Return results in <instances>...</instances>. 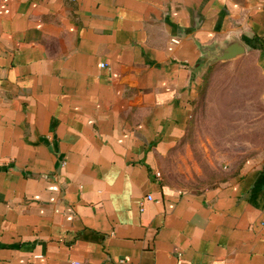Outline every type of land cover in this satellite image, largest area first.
I'll list each match as a JSON object with an SVG mask.
<instances>
[{
    "label": "crops",
    "instance_id": "0c3cea01",
    "mask_svg": "<svg viewBox=\"0 0 264 264\" xmlns=\"http://www.w3.org/2000/svg\"><path fill=\"white\" fill-rule=\"evenodd\" d=\"M231 41L244 53L210 65ZM236 60L261 92L233 121L263 144L217 184L176 188L162 158ZM122 258L264 264V0H0V264Z\"/></svg>",
    "mask_w": 264,
    "mask_h": 264
},
{
    "label": "rangeland",
    "instance_id": "374dc122",
    "mask_svg": "<svg viewBox=\"0 0 264 264\" xmlns=\"http://www.w3.org/2000/svg\"><path fill=\"white\" fill-rule=\"evenodd\" d=\"M236 61L207 75L184 138L162 158L161 177L176 188L199 191L217 184L252 160L263 144L252 122L233 121L237 110L252 114L261 92L251 64Z\"/></svg>",
    "mask_w": 264,
    "mask_h": 264
},
{
    "label": "water",
    "instance_id": "95a60500",
    "mask_svg": "<svg viewBox=\"0 0 264 264\" xmlns=\"http://www.w3.org/2000/svg\"><path fill=\"white\" fill-rule=\"evenodd\" d=\"M244 53V48L235 41L229 42L218 54H210L208 63L213 65L218 61H228Z\"/></svg>",
    "mask_w": 264,
    "mask_h": 264
},
{
    "label": "built area",
    "instance_id": "2783aa9c",
    "mask_svg": "<svg viewBox=\"0 0 264 264\" xmlns=\"http://www.w3.org/2000/svg\"><path fill=\"white\" fill-rule=\"evenodd\" d=\"M104 65H101V67H103ZM147 200H151V197L148 196L147 197ZM128 263V259L127 258H122V259H119L118 260V263L117 264H127ZM72 264H81V263H78V262H73Z\"/></svg>",
    "mask_w": 264,
    "mask_h": 264
}]
</instances>
